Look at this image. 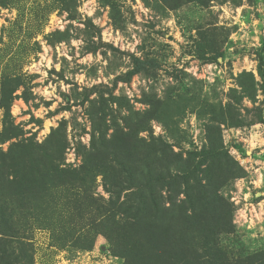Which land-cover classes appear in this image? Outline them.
I'll use <instances>...</instances> for the list:
<instances>
[{"label": "rangeland", "instance_id": "1", "mask_svg": "<svg viewBox=\"0 0 264 264\" xmlns=\"http://www.w3.org/2000/svg\"><path fill=\"white\" fill-rule=\"evenodd\" d=\"M10 78L23 83L10 106L22 133L0 143L1 150L18 140L43 145L51 137L66 144L57 164L73 173L93 133L110 138L119 125L130 121L125 131L132 132L130 125L153 118L139 133L143 147L166 143L167 160L179 170L173 166L172 175L186 176L189 164L196 170L182 194L155 188L163 213L165 206L193 207L188 196L210 175L202 152L233 167L232 174H220L227 180L219 191L230 205L231 225L221 229V218L212 215L208 227L193 223L185 259L218 264L209 260L220 250L222 264H264V0H0V82ZM3 121L0 110V132ZM129 167L136 171L138 164ZM103 177L116 186L128 177L132 189L116 197ZM131 177L117 166L91 176L74 191L79 209L63 206L72 190L49 186L42 216L13 212L34 264H123L105 227L95 224L112 201L138 203ZM111 215L110 223L129 225L126 238L138 235L137 215L127 222ZM37 218L59 224L75 218L83 229L67 235L70 229L37 225ZM164 256L161 264H168Z\"/></svg>", "mask_w": 264, "mask_h": 264}, {"label": "trees", "instance_id": "2", "mask_svg": "<svg viewBox=\"0 0 264 264\" xmlns=\"http://www.w3.org/2000/svg\"><path fill=\"white\" fill-rule=\"evenodd\" d=\"M134 73L130 72L125 79L129 80ZM22 84L18 78L0 82V110H4L3 130L0 132L1 144L21 136L22 132L20 133L19 128L15 127L11 121L10 106L14 92ZM127 118L126 122L129 121ZM151 119L153 118L130 125L131 130L137 132L125 131L129 121L123 127L119 125L114 128V134L110 138L107 132L105 135L100 133L98 137L93 133L90 147L84 148L83 163L73 173L62 170L57 164V157L62 159L66 144L59 141L53 143L51 137L43 145L36 144L32 139L18 140L12 143L7 151L0 149V264H34L30 245L26 244L20 236L13 212L23 210L24 215L30 216L37 213L42 216V201L50 191L49 186L65 192L68 189L72 190L69 197L62 200L63 206L79 209L72 200L79 196V194H74L75 189L91 176L96 177L99 173H104L106 176V171L116 169V166L120 172L130 177L132 175L131 180L136 185L138 203L120 202V199L112 201L109 203V210L104 208L106 218L99 224H95L105 227L104 236L115 256L123 259V264H161L164 255H167L168 264L180 262H183L182 264H204L197 257L185 259V254H188L187 251L191 247L187 236L193 223L199 227H208L210 225L209 215H212L214 219L221 218L224 223L221 229L231 225L232 219L230 213L228 214L231 210L230 205L219 194V191L227 180L226 176H220V174H232L233 167L229 164L222 167L219 154H213L210 157L209 153L202 152L199 156L201 161H208L206 170L208 169L210 175L206 176V186L195 188L197 193L188 196L189 203L193 207L191 206L192 208H189L187 212L184 211V205L175 204V207L182 209L183 212L173 215L175 207H172L170 211L165 206L163 213L156 201L155 188L159 190L168 188L170 192L182 194V185L185 189L192 187L190 179L195 176L196 170H192L189 164V168H186V176L172 175L170 173L172 169L175 168V172L179 170L174 162L167 160L168 146L166 143L160 141L158 144L154 143L153 146L143 147L138 136L141 131L146 130ZM131 164H138L136 171L129 167ZM103 178L105 187L112 195L116 194V197L122 191L132 189L129 188L132 186L128 177L117 186L116 181L109 183L107 178ZM25 195L29 198L21 204ZM99 210L101 211V208ZM113 212L118 213L121 218L126 217L125 222L131 219L130 215H137L136 223L138 226L142 225L138 229V235L126 238L129 225L121 222L118 224L114 219L110 223V216L112 217ZM78 221L76 222L75 218H67L59 224L57 221L48 222L37 218L32 222L50 228L60 225L62 229L63 227L70 229L67 235H72L80 228L83 229V227H78ZM88 225L91 224L88 222ZM212 226L219 227L217 222ZM122 235L126 238L124 242ZM80 243H82L81 247H86L85 242ZM213 251L217 256L211 257L209 261L214 259L218 264H222L227 260L224 252Z\"/></svg>", "mask_w": 264, "mask_h": 264}]
</instances>
